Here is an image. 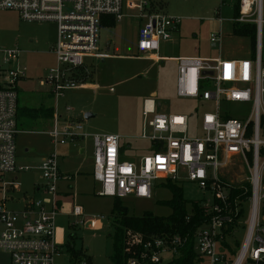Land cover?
I'll return each mask as SVG.
<instances>
[{
  "label": "built area",
  "instance_id": "obj_1",
  "mask_svg": "<svg viewBox=\"0 0 264 264\" xmlns=\"http://www.w3.org/2000/svg\"><path fill=\"white\" fill-rule=\"evenodd\" d=\"M239 14L234 22L256 24L255 53L244 59H207L178 57L176 94L195 100L203 109L200 123L202 135L188 136L192 114H160L154 98L143 103L144 125L141 138L152 142L150 153L137 162L124 159L121 137L115 134L93 136V175L101 183L100 195L117 198H151L158 179L177 182L179 174L196 182L214 196L212 205H201L207 222L196 232L195 250L205 264L219 261L231 264L225 230L241 225L248 213L244 242L233 264H264V62L260 30L263 23L262 0H240ZM127 10H136L140 19L137 48L145 57L162 60L159 52L163 42L179 32L181 18L163 13L155 0H0V10H14L21 20L53 22L57 37L51 49L56 66L40 80L50 92L61 96L64 91L86 87L78 84L76 70L85 66L87 57L100 58L99 26L105 17L120 21ZM222 23V19H219ZM222 29L211 33L210 43L221 47ZM20 56L17 49H0V251L9 255L11 264H58L61 248L55 241L56 216L62 200L60 182L70 181L60 170V155L55 151L43 162L41 182L34 190L44 197L25 196L19 208H13L10 191L20 185L18 178L6 183V174L28 172L33 166L18 163L16 136L18 133V86L26 72L15 65ZM207 72V73H206ZM250 104L248 116L232 114L227 105ZM153 115L149 119V116ZM54 144L64 145L85 137L82 124L71 119L60 123L58 116L49 131ZM238 159L244 173L239 188L241 195L231 197L233 185L226 182L225 171ZM247 194V195H246ZM246 195L245 197H241ZM16 200V199H14ZM248 205V210L246 206ZM75 217L84 216L75 205ZM82 218L74 225L96 226ZM206 226V228H204ZM234 230L232 231V233ZM228 243V242H227ZM182 244L178 236H152L142 243L141 258H131L128 264L142 261L163 262L165 253L178 255ZM228 245L232 247L229 243ZM236 257V255H235ZM79 264H92L84 259Z\"/></svg>",
  "mask_w": 264,
  "mask_h": 264
},
{
  "label": "rangeland",
  "instance_id": "obj_2",
  "mask_svg": "<svg viewBox=\"0 0 264 264\" xmlns=\"http://www.w3.org/2000/svg\"><path fill=\"white\" fill-rule=\"evenodd\" d=\"M155 3L163 13L181 18L179 34L173 41L162 43L160 56L244 59L255 53L250 37L233 33L237 17L235 8L240 0H155ZM124 14L123 19L115 20L114 25L107 23V17L102 19L98 41L101 57H87L85 66L76 70L77 83L84 82L86 87L69 89L63 95L55 96L49 86L40 84V80L50 68L56 66L51 49L56 41L57 25L49 21H24L14 10H0V49L19 50L18 61L8 67L12 69L18 65L26 72V78L17 83L21 110L16 136L17 159L21 165L35 167L19 174L20 185L15 187L18 191H10L9 195L22 196L25 191L27 195H34L33 183L42 181L40 166L55 151L60 155L61 168L71 176L69 183L72 188L67 199L61 195L62 204L56 216L55 241L62 250L61 255L56 257L58 264H70L74 251L82 252V257L84 254L92 264H113L111 253L112 236L116 230L113 217L116 198L100 195L101 183L93 175L94 135H119L125 150L124 159L132 162L150 153L152 142L141 138L145 120L143 103L146 98L155 99L160 114L194 113L189 120L188 136L202 135L200 117L203 109L195 100L182 99L176 94L178 62L141 58L146 55L137 48L141 21L136 16V10L124 7ZM220 18L223 39L221 47H213L210 29L215 20ZM262 18L260 39L264 62V0ZM40 107L53 108L54 117L33 118L27 115V110ZM225 108L234 115L248 116L251 105L232 103ZM58 116L60 123L71 119L82 124L85 137L56 146L49 131ZM152 117L150 115L149 119ZM126 143H130L131 147H125ZM224 174L226 182L239 186L244 175L240 161L232 160ZM185 177L182 172L179 174L181 179L173 183L182 188L188 202L187 210H191L192 202L212 205V193ZM4 181L11 183L14 181L13 175L6 174ZM168 182L158 179L151 198L125 197L120 199L121 203L133 216L150 212L155 216L167 217L172 213L165 204L172 199ZM65 185L62 183L61 190ZM35 198L44 197L39 193ZM75 205L82 207L84 216L72 215ZM94 217L97 223L94 228L74 225L82 218L90 222ZM260 217L264 219V206ZM247 219L248 213L241 219L243 223L237 225L227 237V242L237 250V255L245 239ZM237 255H232L231 264ZM171 259L172 254L165 253L162 264H167ZM208 260L206 258L205 263ZM0 264H11L9 255L3 251H0ZM217 264L225 262L219 261Z\"/></svg>",
  "mask_w": 264,
  "mask_h": 264
},
{
  "label": "trees",
  "instance_id": "obj_3",
  "mask_svg": "<svg viewBox=\"0 0 264 264\" xmlns=\"http://www.w3.org/2000/svg\"><path fill=\"white\" fill-rule=\"evenodd\" d=\"M236 16L239 14L240 5L235 8ZM106 18V17H105ZM107 23L115 24V18L107 17ZM233 33L236 36L250 37L253 51L256 46L257 27L256 24H243L234 22ZM254 54V52H253ZM253 56V55H252ZM19 110V115H20ZM27 115L33 118L54 117V109L40 107L26 111ZM169 181V187L172 191V199L165 204L172 210L171 215L167 217L155 216L150 212L142 216H133L129 214L128 209L123 206L120 198L114 202L113 217L116 230L112 236L111 261L113 264H128L131 258H141L142 243L152 236H178L182 244L178 246V255L174 256L167 264H205L202 258L195 250V238L197 230L207 222V214L199 202L191 203V210H187L188 202L184 198L182 188ZM239 186L233 187L231 197L242 194ZM247 195V194H246ZM243 195L241 197H245ZM234 225L231 224L225 230L227 235H231ZM224 246L229 247V254L232 257L237 255V250L230 247L227 242ZM84 258L86 256L83 254ZM82 252H73L70 264H79L82 260ZM86 260L90 261V259ZM91 262V261H90ZM141 264H162L151 261H142Z\"/></svg>",
  "mask_w": 264,
  "mask_h": 264
},
{
  "label": "crops",
  "instance_id": "obj_4",
  "mask_svg": "<svg viewBox=\"0 0 264 264\" xmlns=\"http://www.w3.org/2000/svg\"><path fill=\"white\" fill-rule=\"evenodd\" d=\"M220 28L222 29V23H220V21L217 19V20H215V22H214V26L210 29V32L212 33V32H215V31H219L220 30ZM177 34H179V32L177 33ZM177 34H175L174 35V37H176L177 36ZM174 37L172 38V40H170V41H168V42H171V41H173V39H174ZM222 39H223V36H222ZM141 58H146V59H149V58H147V57H145V56H140ZM162 60H175L176 61V59L178 58V57H165V56H162ZM218 58H221V57H214V58H207V59H218ZM177 62V61H176ZM89 85V84H88ZM87 85V86H88ZM60 117V116H59ZM19 131V130H18ZM121 152H122V157L124 158V152H125V150H124V146L121 144ZM125 147H131V145H130V143H126V146ZM93 149H94V144H93ZM92 153H93V150H92ZM93 155V154H92ZM128 161H130V160H128ZM20 163V162H19ZM24 165V164H23ZM35 168V167H34ZM94 168V167H93ZM60 170H61V172L63 173V175H65V176H70L69 174H65L64 172H63V170H62V168H61V158H60ZM22 172H20V173H17V174H13V178H18V180H19V174H21ZM23 173H25V172H23ZM5 177V176H4ZM4 177H3V179H4ZM71 180V179H70ZM98 181V180H97ZM62 183H65L66 185H65V188L63 189V190H61V186H62ZM0 186H1V182H0ZM34 186H35V182L33 183V193H34V195H29V196H33V197H35L36 196V194H39V192H36L35 190H34ZM72 188V185L69 183V181L68 180H63V181H61L60 182V186H59V189H60V192H61V195H65V199H67L69 196H67L68 194H69V190ZM11 195L13 196V200H11L10 202H9V205L11 206V207H13V208H19L20 207V205L22 204V202L24 201V198H25V196H28L27 194H26V191L25 192H23V195L22 196H14L12 193H11ZM14 199H16V200H14ZM65 208V207H64Z\"/></svg>",
  "mask_w": 264,
  "mask_h": 264
},
{
  "label": "water",
  "instance_id": "obj_5",
  "mask_svg": "<svg viewBox=\"0 0 264 264\" xmlns=\"http://www.w3.org/2000/svg\"><path fill=\"white\" fill-rule=\"evenodd\" d=\"M207 73V72H206Z\"/></svg>",
  "mask_w": 264,
  "mask_h": 264
}]
</instances>
